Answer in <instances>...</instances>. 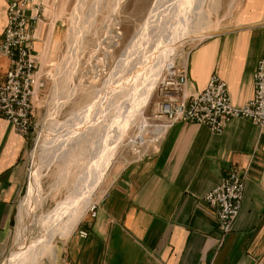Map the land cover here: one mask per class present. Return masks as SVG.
I'll list each match as a JSON object with an SVG mask.
<instances>
[{"label": "crops", "instance_id": "0c3cea01", "mask_svg": "<svg viewBox=\"0 0 264 264\" xmlns=\"http://www.w3.org/2000/svg\"><path fill=\"white\" fill-rule=\"evenodd\" d=\"M10 1L0 0V36ZM229 25L188 55L187 89L199 92L215 75L239 107L252 96L251 74L264 52V0H243ZM34 38L43 63L50 45L38 29ZM9 66L0 55V78ZM28 150V140L0 119V247L10 235ZM230 169L244 177L241 205L217 247L216 221L203 195ZM76 225L63 244L60 264H264V125L258 130L248 120L232 119L214 135L201 125L174 124L153 155L112 173L95 216Z\"/></svg>", "mask_w": 264, "mask_h": 264}, {"label": "rangeland", "instance_id": "374dc122", "mask_svg": "<svg viewBox=\"0 0 264 264\" xmlns=\"http://www.w3.org/2000/svg\"><path fill=\"white\" fill-rule=\"evenodd\" d=\"M13 1L16 0L8 2L5 8L6 19L3 32L0 36V43H2L9 18L8 6ZM157 1H159V3H157ZM160 1L163 0H37L40 7L43 8L41 22L37 25H33L26 17V20L28 21V33L30 35L29 47L31 53L36 55L34 48V33L37 29L44 44L47 46L50 45V53L47 55V59L43 63H41V57L39 55L42 73L46 74V85L44 91L42 93L39 92L40 94L38 93L37 102L32 109L29 134L21 135L13 129L12 125L7 122L4 117H0V119L6 121L11 126L18 136L27 139L29 142V150L25 158L27 166L26 179L20 193L14 201L13 213L11 214L9 222L10 235L7 243L0 247V264H6L14 253L17 233L25 221L24 211L28 202H30L31 205L32 199L35 200L36 208L34 207V209H32L35 211L30 213V227L35 233H40L50 226L47 220H50L54 216L56 209L65 206V203L69 202L71 199L69 197H73L74 194L77 193L75 192L72 195L68 193L69 191L67 190V179L69 178L68 183L71 182V177L74 176L76 169L70 168L69 170L64 168V161L58 150H61V147L66 148L71 145L76 133L81 129V124L79 123L84 121L83 114H85V110L83 111V109L84 104L90 100L91 94L89 92L93 87H96V89L102 88L103 82L116 67L120 56L130 47L132 40L138 34L145 31L155 6L162 3ZM166 1L167 0H164V5L163 3L161 4L163 7L161 6L160 10L164 15L167 14L168 18H170L172 12H168ZM209 1L210 0L203 1L202 11L205 12L208 17L209 29L213 31L209 36H212L220 30L228 28L230 26L229 24L234 22L235 16L240 12L243 0H218V8L215 12L211 5L209 6ZM52 28L54 36L51 40V44H49L48 40ZM114 35L118 36L116 41L114 39L112 41L111 39V36L113 37ZM207 37L202 39L181 38V40L174 45L170 57L168 58L169 62L172 63L169 69L184 68L187 82L185 91V94L187 95L186 97L202 92L209 79L214 77L224 84V90L229 105L233 108H241L253 98V74L257 62L262 58L264 52L256 61L254 70L251 74V98L242 106L235 107L229 100L225 83L215 75L208 78L201 91L190 92L187 89L188 78L185 64L188 55L193 48ZM38 48L39 46L37 49ZM0 55L7 58L10 62L9 68L0 78V84H4L5 76L11 69L12 61L14 59L12 56H5L1 53ZM168 70L165 69L162 71L160 75L161 79ZM158 81L150 92L148 100L145 106L142 107L140 114L133 116L124 133L116 138L110 147L108 157L111 158L112 156L111 166L107 171L103 182L94 192L91 199L92 201H90V205L79 222L88 216H95L97 202L103 196L112 173L128 162L153 155L157 151L161 138L174 124L188 123L201 125L207 128L211 134L219 135L222 132L224 125L229 120H248L246 118H231L223 123L221 130L218 133L212 132L203 124L178 121L172 124L161 135L158 143L154 141L153 143H149L146 147L143 146L137 148L136 145L139 144L143 134L148 130V125L150 127L154 123L148 118L152 112L153 103L157 98ZM65 82L67 83L66 87ZM64 88L67 89L69 96V99L67 100L62 99L61 93L64 91ZM80 116L82 118H80ZM248 121L258 130L264 125V122L259 126L253 124L250 120ZM150 128L152 129V127ZM150 128L148 131L152 132ZM68 170L70 172L69 174L67 172ZM231 173L237 175V178L243 187V174L236 169H230L219 179L218 183L213 188L219 184L221 179L227 177ZM66 174L70 176L68 177ZM208 192L203 195V201L213 211L219 236L216 241V246L219 247L222 244L224 236L232 230V225L240 209L242 194L241 199L238 202L237 212L229 225V229L226 232H223L220 230L216 214V210H219V206H211L204 200V197ZM59 224L60 225L57 224L58 227L63 223L59 222ZM74 230L75 229H73V231ZM58 232L59 230L53 232L54 234L56 233L53 238L55 252L54 263L50 260H43L41 264H60V258L63 255V244L66 239H61L57 235ZM79 235L84 238L86 232L81 231L79 232Z\"/></svg>", "mask_w": 264, "mask_h": 264}, {"label": "bare ground", "instance_id": "6f19581e", "mask_svg": "<svg viewBox=\"0 0 264 264\" xmlns=\"http://www.w3.org/2000/svg\"><path fill=\"white\" fill-rule=\"evenodd\" d=\"M167 1L166 8L168 12H172L170 18L161 12L160 7L165 3L164 0L160 1L163 5L160 3L155 6L147 28L132 40L130 47L120 56L102 88L93 87L89 92L90 100L84 104L85 114L82 113L84 121L79 123L81 129L71 145L58 150L64 161V168L76 169L71 182L68 183L69 178L67 179V192L72 195L77 193L69 197L71 199L65 206L56 209L54 216L47 220L50 226L40 233H35L30 227V213L36 208L35 200H30L31 205L28 202L24 211L25 221L23 220L17 233L14 253L6 264H41L43 260L54 263L53 238L56 233L53 232L59 230L57 235L66 239L85 213L94 192L111 166L112 156L108 157L110 147L124 133L133 116L140 114L159 77L158 83L160 82L162 71L168 70L172 65L168 58L174 45L181 38L202 39L213 32L209 29L206 13L202 11L204 0ZM208 4L214 12L217 10L218 0H210ZM111 39L116 41L118 36H111ZM36 57L41 68L37 54ZM41 75L45 81L46 74ZM66 84L65 82V87ZM160 86L161 82L158 89ZM44 89L45 87L40 90L41 93ZM61 95L64 100L69 99L66 88ZM37 97L38 94L33 99V107ZM147 128L149 130V125ZM148 130L142 138L150 133ZM150 130L153 135L150 140H155L162 132L159 127ZM59 222L63 223L60 227Z\"/></svg>", "mask_w": 264, "mask_h": 264}, {"label": "built area", "instance_id": "2783aa9c", "mask_svg": "<svg viewBox=\"0 0 264 264\" xmlns=\"http://www.w3.org/2000/svg\"><path fill=\"white\" fill-rule=\"evenodd\" d=\"M8 12L9 18L0 43V53L12 56L14 60L5 76L4 84H0V117H4L16 132L28 135L31 128L33 99L45 87V81L37 57L30 51L26 17L30 23L37 25L41 22L43 8L37 0H16L8 6ZM253 81L254 95L251 101L241 108H233L229 105L224 84L216 78H210L202 92L186 97L187 82L184 68L169 69L160 80L159 89L157 85V98L148 118L154 122L150 127L152 129L159 127L162 132L158 138L151 141L152 132L145 134L136 147H146L154 141L158 143L161 135L178 121L203 124L215 133L220 132L223 123L231 118H246L255 125H262L264 55L257 62ZM242 190L237 175L231 173L221 179L219 184L204 197L211 206H219L216 214L220 230L223 232L229 229L237 212Z\"/></svg>", "mask_w": 264, "mask_h": 264}]
</instances>
